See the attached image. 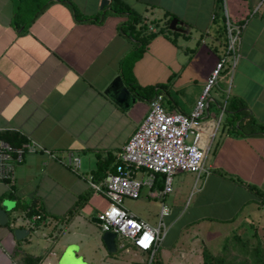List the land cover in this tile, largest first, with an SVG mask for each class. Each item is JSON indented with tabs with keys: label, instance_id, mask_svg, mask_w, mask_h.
Segmentation results:
<instances>
[{
	"label": "crops",
	"instance_id": "1",
	"mask_svg": "<svg viewBox=\"0 0 264 264\" xmlns=\"http://www.w3.org/2000/svg\"><path fill=\"white\" fill-rule=\"evenodd\" d=\"M102 1L0 0V128L22 135L60 160L41 150L25 152L15 165L13 182L0 181V195L12 188L11 196L0 201L7 222L31 204L41 206L55 221L28 230L20 239L14 230L26 227L0 224V264H30L28 256L40 257L38 264H52V259L61 264L69 247L79 257L83 235L76 230L88 219L95 222L108 206V198L90 187L101 174L94 171L99 161L108 168L115 164V153L147 114L153 93L141 90L152 86L164 94L167 110L189 114L221 58L226 61L204 111L206 134L215 125L207 173L197 177L177 172L172 191L162 199L151 197L143 187L139 198H125L123 204L150 225L162 219L166 234L157 250L189 228L198 239L219 224L232 230L246 224L264 227L258 223L264 203L249 187L264 192V134L230 135L221 126L230 97L243 100L244 110L264 123V0H120L128 6L121 13L111 10L110 0L100 7ZM134 16L162 28L135 58L137 40L120 26ZM173 18L181 30L166 32ZM227 22L242 25L236 60L226 50ZM118 76L129 91L121 102L115 99L120 86L107 91ZM70 153L80 158L77 171L61 162ZM162 204L168 213L161 218ZM150 214L156 219L151 221ZM96 224V236L106 248ZM173 244L168 241L164 249ZM184 254L186 259L202 257L197 248Z\"/></svg>",
	"mask_w": 264,
	"mask_h": 264
},
{
	"label": "built area",
	"instance_id": "2",
	"mask_svg": "<svg viewBox=\"0 0 264 264\" xmlns=\"http://www.w3.org/2000/svg\"><path fill=\"white\" fill-rule=\"evenodd\" d=\"M143 23L147 25L148 31L157 32V27L152 22ZM226 29V50L236 60L242 25L227 22ZM225 61V58H221L216 62L206 80L201 97L189 114L167 110L163 104L164 94L157 91L149 100L148 112L143 120L115 153L116 171L107 172L101 182L90 183L93 191L103 193L108 198V206L97 218L103 232L111 231L116 234L120 248H126L127 244H130L138 251L154 252L166 234L162 219L157 225H150L124 207V198L137 199L141 189L146 187L151 197L162 199L172 191L173 176L177 172L195 173L197 177L207 173L205 160L215 125L212 126L211 134H206L209 122L204 119V111L208 107L209 91L217 82ZM4 132L6 129L0 128L2 182H13L15 165L21 162L25 152L41 150L49 157L57 158L53 152L33 141L14 146L1 136ZM61 162L74 171L80 167V158L72 153L67 155L66 161ZM138 173L141 174L139 177ZM157 174L163 176L161 189L155 187ZM167 213V207L162 204L161 218ZM52 222H55L52 218H43L39 212L31 215L24 212L19 215L14 213L8 221V226L12 229L23 225L27 230L35 232L41 226ZM145 237L149 239L146 240ZM144 244H147V247Z\"/></svg>",
	"mask_w": 264,
	"mask_h": 264
},
{
	"label": "trees",
	"instance_id": "3",
	"mask_svg": "<svg viewBox=\"0 0 264 264\" xmlns=\"http://www.w3.org/2000/svg\"><path fill=\"white\" fill-rule=\"evenodd\" d=\"M111 10L115 13H121L128 10V6L123 4L120 0H111L110 3ZM171 19V18H170ZM169 19V20H170ZM141 22V23H140ZM140 23V26L136 28V24ZM154 25L155 23L152 22ZM121 29L124 34L134 38L137 40L136 48L132 51L133 57H138L139 53L146 47L150 39L155 35V33H160L161 29H158L157 32H150L148 31L147 25L142 22L139 17H131L126 22L122 23ZM164 30L166 32H171V30L165 26ZM125 60L122 61V74H125ZM126 77V81H127ZM132 89H136L133 83H129ZM141 92H145L146 95H153L156 93L152 86H147L141 90ZM245 103L243 100L237 97H230L227 99V102L224 107V120L222 121V128H224L227 134L230 135H238L242 137L246 136H254V135H263L264 134V123L259 122L256 120L252 115H249L247 111L244 110ZM1 136L9 141L12 145L17 146L20 145L22 142L25 141V138L22 135L12 133V132H4ZM114 162H115V157ZM112 160V158L110 159ZM109 165H106L105 162L99 161L98 167L94 171V175H97L99 172L101 173L97 179H94V182L98 183L105 177L107 172H115L116 166L113 164L112 167L108 168ZM163 176L161 174L156 175L155 184L160 187L163 184ZM259 197L260 203H264V192L260 189L249 186ZM12 188L10 186L9 190L0 195V201L5 197L11 196ZM83 197H79L78 201L75 205L68 210L67 216L70 217L75 211L76 207L80 204V201ZM17 209V208H16ZM18 210H25L28 215L34 214L39 212L42 214L43 218H46L49 214L45 212V210L41 206H37L35 204H31L29 206L20 208ZM56 220H61L63 217L60 216H52ZM9 223H6L8 226ZM264 228V227H263ZM253 235L256 236L258 232V227L253 226ZM117 243V238L115 239ZM260 238L256 241L255 245H250L248 240L242 238V236L237 232H232L230 235L226 237L224 246H223V253L219 256L212 255L208 252L205 248L202 251V264H264V247L261 245ZM132 249L136 250L133 246ZM231 248L236 254L229 255ZM158 251V250H157ZM150 253V252H147ZM228 254V255H227ZM154 254L150 264H162L161 258L159 255ZM27 261L30 264H38L40 257H32L28 256Z\"/></svg>",
	"mask_w": 264,
	"mask_h": 264
},
{
	"label": "rangeland",
	"instance_id": "4",
	"mask_svg": "<svg viewBox=\"0 0 264 264\" xmlns=\"http://www.w3.org/2000/svg\"><path fill=\"white\" fill-rule=\"evenodd\" d=\"M191 139L192 136L190 137V140ZM211 156V153L207 154L205 165H207L209 160H211ZM260 214V221L258 223H260V225H264V207H260ZM149 219L151 221L155 220V214H150ZM98 227L99 226L95 222L88 219L86 220L84 226H80L79 229L76 230L77 233L80 232L83 235L82 238L79 236L82 240L81 248L78 252L80 259H75L76 261L81 262V264H150V261L154 254L163 256L169 252H171V255H169V257H160L162 264H202L201 255H199L200 259H194V257L191 256L189 258L187 257L186 259V254H184V252H188L189 250L197 248V251H201L202 253L203 249L205 248L212 255L219 256L223 253L222 248L224 246L226 237L232 232L239 233L242 238L248 240L249 244L252 246L255 245L258 238H260V241L262 242L261 245L264 247L263 227H259L256 236H254V229L252 225L246 224L243 227L238 228L237 230H232L231 226L219 224L214 227H210L209 231L206 230L205 232L200 233L198 239L193 238L191 234V228H189L188 233H185L184 231L181 235L178 234L179 237L177 238V241H174L175 238L173 239V237H175V235L173 234L172 238H168L169 240L167 239L163 242L162 247H160L158 251L155 250L154 252L150 253H142L132 248L128 249L127 246L126 248H120L119 239H117L116 245L118 248L115 252L110 253L106 250V248L102 245L101 241L96 236ZM72 229H74V227ZM168 241L174 243V247L167 251L164 249V245H166ZM56 249L62 250L63 247L56 246ZM232 253L236 254V252L231 248L229 255H231ZM74 257L78 258L75 256V253ZM51 263L59 264V262H57V259H52Z\"/></svg>",
	"mask_w": 264,
	"mask_h": 264
},
{
	"label": "water",
	"instance_id": "5",
	"mask_svg": "<svg viewBox=\"0 0 264 264\" xmlns=\"http://www.w3.org/2000/svg\"><path fill=\"white\" fill-rule=\"evenodd\" d=\"M106 4H108V0H103L101 2L100 7H103ZM177 24H178V20L176 18H173L169 23V29L174 30V31L181 30L177 26ZM121 85H122V81H121L120 77L118 76L115 78V80L112 82V84L109 86V88L107 90L108 92H110V90H112V89L115 90V88H118L119 86L121 87L115 96V99L118 102L123 101L129 93L127 88L124 86H121ZM7 220H8V214H7L6 210L0 206V224L5 225L7 223ZM93 220L96 223L100 224V220L97 217L93 218ZM27 233H28V230L26 228H16L14 230V235H15L16 239L23 238ZM115 238H116V234L114 232H111V231L102 232L101 239H102L103 243L105 244V246L109 252H115L117 249L116 243H115ZM73 248L69 247L66 249V251L63 253L62 258H61V261H60L61 264H65L66 261L71 260V259H74V260L80 259L79 257L78 258L74 257ZM70 252H71V256L69 255Z\"/></svg>",
	"mask_w": 264,
	"mask_h": 264
},
{
	"label": "snow or ice",
	"instance_id": "6",
	"mask_svg": "<svg viewBox=\"0 0 264 264\" xmlns=\"http://www.w3.org/2000/svg\"><path fill=\"white\" fill-rule=\"evenodd\" d=\"M145 239H149L148 237H145ZM145 247H147V244H144ZM69 255L71 256V252L69 253ZM65 264H81V262L79 261H76L74 259H71V260H68L65 262Z\"/></svg>",
	"mask_w": 264,
	"mask_h": 264
}]
</instances>
